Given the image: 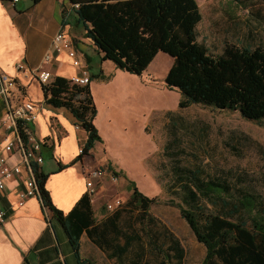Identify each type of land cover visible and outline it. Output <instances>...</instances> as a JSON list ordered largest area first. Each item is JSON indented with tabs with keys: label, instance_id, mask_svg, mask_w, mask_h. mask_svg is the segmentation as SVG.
Instances as JSON below:
<instances>
[{
	"label": "trees",
	"instance_id": "16d2710c",
	"mask_svg": "<svg viewBox=\"0 0 264 264\" xmlns=\"http://www.w3.org/2000/svg\"><path fill=\"white\" fill-rule=\"evenodd\" d=\"M68 1L78 5L75 21L84 27L101 61L139 76L161 51L173 59L164 83L180 94L179 109L201 105L264 123V49L227 44L222 54L210 55L197 41L202 16L196 0ZM88 87L71 86L62 78H55L49 87L48 101L66 107L87 133L78 160L99 139L92 125L95 108ZM108 170L115 173L111 167ZM46 179L36 174L38 199L62 227L77 264L88 263L79 254L82 235L113 264H182L180 242L149 213L156 200L143 195L134 182L128 183L127 201L97 220L87 195L67 214L55 209L45 190ZM174 181L178 202L170 203L204 247L201 264H264V214L248 216L249 223L241 217L255 209L253 196L227 200L226 181L204 179L200 171L185 168H176ZM205 203L217 212L209 211Z\"/></svg>",
	"mask_w": 264,
	"mask_h": 264
},
{
	"label": "crops",
	"instance_id": "0c3cea01",
	"mask_svg": "<svg viewBox=\"0 0 264 264\" xmlns=\"http://www.w3.org/2000/svg\"><path fill=\"white\" fill-rule=\"evenodd\" d=\"M59 31L71 38L91 75L88 90L95 108L92 125L99 139L80 160L79 151L88 141L87 133L66 107H56L48 101L51 96L49 87L55 78L69 81L76 73L64 53L53 54L48 63L43 62L53 37ZM151 64L141 75L136 76L116 68L109 61H101L92 41L85 36L84 27L76 23L74 10L70 9L68 0H40L37 3L33 0H18L15 4L0 3V74L10 76L15 82L8 99H0V156L6 159L8 166L17 165L21 168L19 176L5 181V190L0 199V205L6 210L5 220L0 224V264H77L62 227L41 207L38 197L29 198L23 206H17L18 192L24 188L27 175L20 157L3 151L6 135L3 120L8 105L31 102L39 107L37 119L28 127L42 145L44 162L40 171L47 176L45 190L55 209L67 214L82 196L87 195L94 217L102 218L104 212L101 211H108L107 205L115 200H122L114 189L118 182H111L110 176H116L118 181L121 177L127 181V190L128 183L134 182L136 176L131 170H125L124 163L117 159L111 160L105 154L109 149V137L105 131L104 119L101 118L102 100L98 99L95 89L109 92L111 107L115 105L114 110L119 114L122 112L123 118L130 122L140 119L139 124L144 133L155 116H168L174 105L147 103L139 109L140 113L137 115L127 105L129 96L123 94L132 86V82L137 84L139 90L159 94L162 100L169 99L171 90L165 86V76L156 79L148 73ZM18 65L23 66L24 70H18ZM38 68L50 75L46 86L39 82L37 76L32 75L33 70ZM145 72L148 73L147 76H144ZM122 96L123 104L118 106ZM107 123L110 127L115 125L114 119ZM144 135L146 138L145 133ZM128 136L127 130H123L122 137ZM97 145L104 146L105 151L101 161L94 163L91 158ZM149 149L150 145L145 157L139 159L136 165L141 167L146 163ZM109 167L119 176L108 170ZM97 169H104L107 173L101 178L92 179L94 193L90 195L86 187V182L90 179L88 174ZM127 194L129 197L130 193ZM83 237L85 235H82L80 245Z\"/></svg>",
	"mask_w": 264,
	"mask_h": 264
},
{
	"label": "rangeland",
	"instance_id": "374dc122",
	"mask_svg": "<svg viewBox=\"0 0 264 264\" xmlns=\"http://www.w3.org/2000/svg\"><path fill=\"white\" fill-rule=\"evenodd\" d=\"M196 2L202 16L196 27L197 41L204 45L210 55L222 54L227 44L264 49V0ZM172 64L173 59L160 51L148 73L161 79L167 75ZM148 73L145 72L144 76ZM132 83L123 95L129 96L127 105L132 108L134 115L140 113L139 109L147 103L174 105L168 116L154 117L144 132L145 138L140 119L130 122L123 118L122 112L119 114L114 110L115 105L111 107L109 92L95 89L98 99L102 100L101 118L104 119L109 137V149L105 154L111 160L117 159L124 163L126 171L134 172V182L139 191L156 200L149 208V213L180 242L183 248L182 264H201L204 247L197 242L178 208L170 203L178 202L175 195L177 188L174 187L175 170L185 168L200 171L204 179L226 181L230 186L227 200L240 198L244 194L253 196L256 200L255 209L241 215L249 223L248 216L264 214V123L243 119L238 112L217 111L201 105L179 109L177 103L180 95L176 90L169 91L168 100H162L159 94L139 90L137 84ZM123 100V96L119 98L118 106L123 104ZM110 119H114V127L108 125ZM123 130H127L128 138L122 137ZM149 145L151 149L148 150L147 158H144L146 163L141 167L136 165L139 159L145 157ZM104 151V146L97 145L91 160L94 163L101 161ZM119 172L123 175L122 171ZM117 182L114 189L125 203L129 192L127 181L121 177ZM205 206L209 211L217 212L210 203H205ZM101 212L105 214L107 211ZM233 221H238V218ZM79 254L88 262L86 264H113L86 236L81 241Z\"/></svg>",
	"mask_w": 264,
	"mask_h": 264
},
{
	"label": "built area",
	"instance_id": "2783aa9c",
	"mask_svg": "<svg viewBox=\"0 0 264 264\" xmlns=\"http://www.w3.org/2000/svg\"><path fill=\"white\" fill-rule=\"evenodd\" d=\"M18 0H0V3L15 4ZM78 5L70 4V9L75 10ZM64 53L70 60L72 67L76 70V73L69 79L71 86L84 87L90 84V72L88 67L82 60V57L78 54L74 48L71 38L63 31H59L52 39L50 50L45 54L43 58L44 63H48L53 54ZM18 70H24L23 66L18 65ZM34 76H37L39 82L42 85L48 83L49 73L44 72L41 68L35 69L32 72ZM14 79L6 74H0V99H8L10 92L14 89ZM39 107L31 102H21L15 106L8 105L4 115V126L6 135L4 137L3 151L8 155L17 154L20 157L21 164L26 170L27 178L24 181V188L18 192L17 206L21 207L25 201L32 197H38V189L36 183V174H40V168L43 165L44 158L41 153V142L36 139L34 134L29 130V125L37 119ZM80 153V151H79ZM107 172L104 169H97L88 174L89 180L86 182V187L89 190V194L94 193L92 179L101 178ZM21 174V168L19 166H8L6 159L0 156V199L3 196L5 190V181L19 176ZM110 180L113 183L117 182V177L110 176ZM123 201L118 199L112 204L107 205L108 211H113L121 207ZM6 217V210L0 205V224H2Z\"/></svg>",
	"mask_w": 264,
	"mask_h": 264
}]
</instances>
